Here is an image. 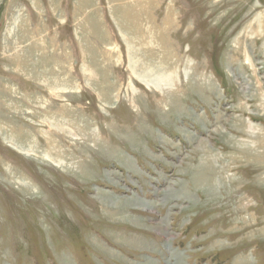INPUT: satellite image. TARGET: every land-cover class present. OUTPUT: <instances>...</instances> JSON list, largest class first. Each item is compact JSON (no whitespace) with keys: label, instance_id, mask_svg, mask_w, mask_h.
Returning <instances> with one entry per match:
<instances>
[{"label":"rangeland","instance_id":"1","mask_svg":"<svg viewBox=\"0 0 264 264\" xmlns=\"http://www.w3.org/2000/svg\"><path fill=\"white\" fill-rule=\"evenodd\" d=\"M116 2L0 0V264H264V0Z\"/></svg>","mask_w":264,"mask_h":264},{"label":"bare ground","instance_id":"2","mask_svg":"<svg viewBox=\"0 0 264 264\" xmlns=\"http://www.w3.org/2000/svg\"><path fill=\"white\" fill-rule=\"evenodd\" d=\"M116 4H117V7H116V13L118 14L119 17H121L124 21H127V23H131L133 26L135 25L137 28L138 27H141L139 23V21L141 20V16L144 14L142 13L143 12V9H144V3L142 1V3H138V4H133V5H128V3H124L125 0H116ZM139 1V0H138ZM89 2V1H88ZM132 2V1H131ZM146 5V4H145ZM133 6V7H131ZM91 19H96L94 18V14L91 15ZM141 22V21H140ZM126 23V22H125ZM135 27V28H136ZM138 30V29H137ZM136 31V30H135ZM48 61L46 62H43L45 63L44 65L48 64L47 63ZM26 64V63H25ZM22 65V64H21ZM38 66V65H37ZM28 67V66H27ZM27 67H24L25 69ZM36 68H39V67H36ZM39 70V69H38ZM39 72V71H38ZM37 73V72H36ZM38 75V74H37ZM48 78V77H47ZM45 79V78H43ZM47 82V81H46ZM52 85V84H50ZM50 87V86H49ZM23 133H27V132H23ZM21 132V136L23 134ZM27 135V134H26ZM28 136V135H27ZM26 136V137H27ZM13 137V136H11ZM9 143L12 144L13 146L15 147H18V148H21L20 146H18L17 142L13 141V140H9ZM23 150V148H22ZM51 159V158H50Z\"/></svg>","mask_w":264,"mask_h":264}]
</instances>
